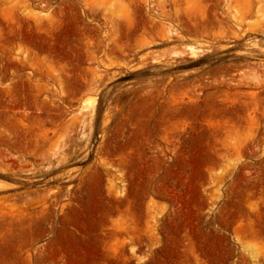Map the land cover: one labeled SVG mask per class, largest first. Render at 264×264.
Wrapping results in <instances>:
<instances>
[{
  "label": "rangeland",
  "instance_id": "1",
  "mask_svg": "<svg viewBox=\"0 0 264 264\" xmlns=\"http://www.w3.org/2000/svg\"><path fill=\"white\" fill-rule=\"evenodd\" d=\"M0 264H264V0H0Z\"/></svg>",
  "mask_w": 264,
  "mask_h": 264
}]
</instances>
